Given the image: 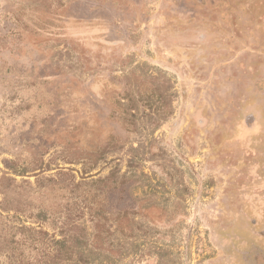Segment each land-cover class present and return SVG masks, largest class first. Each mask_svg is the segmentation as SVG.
Listing matches in <instances>:
<instances>
[{
  "label": "rangeland",
  "instance_id": "rangeland-1",
  "mask_svg": "<svg viewBox=\"0 0 264 264\" xmlns=\"http://www.w3.org/2000/svg\"><path fill=\"white\" fill-rule=\"evenodd\" d=\"M0 264H264V0H0Z\"/></svg>",
  "mask_w": 264,
  "mask_h": 264
}]
</instances>
